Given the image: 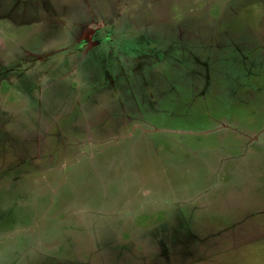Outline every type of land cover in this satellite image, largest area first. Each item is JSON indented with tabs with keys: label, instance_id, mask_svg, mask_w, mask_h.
Returning <instances> with one entry per match:
<instances>
[{
	"label": "rangeland",
	"instance_id": "1",
	"mask_svg": "<svg viewBox=\"0 0 264 264\" xmlns=\"http://www.w3.org/2000/svg\"><path fill=\"white\" fill-rule=\"evenodd\" d=\"M0 264H264V0H0Z\"/></svg>",
	"mask_w": 264,
	"mask_h": 264
}]
</instances>
